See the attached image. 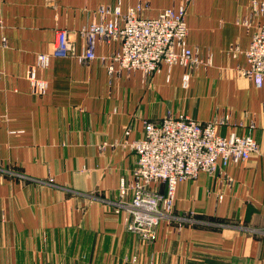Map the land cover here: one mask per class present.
I'll list each match as a JSON object with an SVG mask.
<instances>
[{"label":"crops","instance_id":"obj_1","mask_svg":"<svg viewBox=\"0 0 264 264\" xmlns=\"http://www.w3.org/2000/svg\"><path fill=\"white\" fill-rule=\"evenodd\" d=\"M139 3L146 17L186 5V46L203 60L187 86L181 65L148 84L139 71L111 75L101 57L118 44L102 41L89 64L52 57L38 68L57 30L81 54L78 31L101 6ZM262 23L253 0H0V264H264V89L241 72ZM229 113L218 132L252 134L259 152L180 183L174 214H191L180 231L162 222L147 242L128 230L116 201L145 121Z\"/></svg>","mask_w":264,"mask_h":264},{"label":"built area","instance_id":"obj_2","mask_svg":"<svg viewBox=\"0 0 264 264\" xmlns=\"http://www.w3.org/2000/svg\"><path fill=\"white\" fill-rule=\"evenodd\" d=\"M144 10L142 3L126 12L118 5L101 6L97 10L98 21L78 31L84 39L81 54L77 53L69 33L57 30L51 50L38 55V68H48L52 57H73L89 64L97 57V42L102 41L118 44L114 53L101 57L111 75L123 70L139 71L143 83L148 84L163 65H181L185 68L187 86L192 71L203 60L186 46V5L166 8L155 17L144 16ZM259 14H264V4L253 0V15ZM251 23V20L243 22L246 26ZM245 55L249 68L241 72L257 88L264 89V23L257 27ZM36 84L40 89L46 88L43 82ZM230 117L231 113L198 122L187 114H169L161 121H145L142 137L130 144L137 156L132 180H122L116 202L118 209L125 211L128 230L147 242L155 239L162 222L177 223L176 229L180 231L191 214H174L178 185L197 178L200 172L221 174L228 163L247 161L259 152V144L252 134L226 138L218 132L217 127L227 124Z\"/></svg>","mask_w":264,"mask_h":264},{"label":"rangeland","instance_id":"obj_3","mask_svg":"<svg viewBox=\"0 0 264 264\" xmlns=\"http://www.w3.org/2000/svg\"><path fill=\"white\" fill-rule=\"evenodd\" d=\"M116 202H118V201H116Z\"/></svg>","mask_w":264,"mask_h":264}]
</instances>
